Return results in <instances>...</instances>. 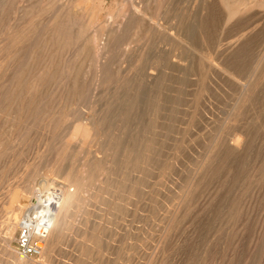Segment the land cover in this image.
I'll list each match as a JSON object with an SVG mask.
<instances>
[{
  "label": "rangeland",
  "instance_id": "obj_1",
  "mask_svg": "<svg viewBox=\"0 0 264 264\" xmlns=\"http://www.w3.org/2000/svg\"><path fill=\"white\" fill-rule=\"evenodd\" d=\"M194 1L0 0V264L14 201L77 175L83 209L24 264H264V40L230 65L246 86L202 84L174 62Z\"/></svg>",
  "mask_w": 264,
  "mask_h": 264
},
{
  "label": "bare ground",
  "instance_id": "obj_2",
  "mask_svg": "<svg viewBox=\"0 0 264 264\" xmlns=\"http://www.w3.org/2000/svg\"><path fill=\"white\" fill-rule=\"evenodd\" d=\"M196 1L198 3V0ZM196 1H194V3H196ZM131 2L132 0H129L130 4H132ZM158 3H159V0H158ZM194 3L193 5L194 6L196 5V6L195 7L193 6L194 7L193 11L197 7V4H194ZM159 7L161 8L162 5L161 6L159 5ZM158 13L156 14L157 17L159 16ZM181 14L179 13V15ZM192 14L194 13L192 12ZM192 14L191 15L187 14V15H190V17L187 18V22L185 21L186 18L183 21V18H182L184 17L182 16L183 14L180 16L182 19L181 20L179 19L177 21H179L178 30L180 31V33H182V35L186 39H188L187 41L191 40L190 48H188L187 46V48L185 47L184 49V47L182 46L184 53L186 52V54L188 53L190 55L195 56L197 58V61L194 62V65H190V62H187L186 64L184 63L181 64L182 62L180 63L179 61H184L185 59L179 55L174 56L175 58L176 57L179 58L178 61H176L177 59L174 61L178 63L177 64L179 66L178 68L182 70H188L192 68L194 70H197L199 74L202 76L201 77L202 84H205V83L211 84L212 81L211 80L209 81V78H212L214 75H217L219 73H223V75L225 73V74H228L230 79H232L235 83L236 82L241 83L242 86L243 85L246 86L248 82L243 83V81L242 82L239 81L240 78L236 79L239 76L237 73V69H235L234 67L236 66L238 67V65H240L246 60L251 61L253 58H255V52L257 51L256 49L259 43L262 40H264L263 39V36H264V0H200L194 16ZM129 17H130V23L134 24L133 22H134L135 16L133 15L132 8L129 10ZM157 17L154 16V18H157ZM151 20L153 21V18ZM188 23H190L189 26H188ZM151 24H153L152 27L150 26L152 29L156 28L158 32L162 34L167 33V31L163 28L161 24H157L156 22L155 23L151 22ZM173 26L176 27L175 25ZM184 26H186L187 29ZM131 29H133V25L130 26V31ZM183 43L185 42H182V44ZM263 46H264V43H263ZM184 53H179V54L183 56ZM262 53L263 54L260 55L261 59H259L260 62L264 61V52L262 51ZM230 65H236V66H233L232 68ZM250 69H251V66H250ZM194 70H192V72H194ZM149 79L147 80L149 81ZM154 79L155 78H153V80ZM211 86H213V84ZM68 175L71 176L72 172H71V175L70 173ZM75 176L73 177L75 178ZM77 176L78 178L76 179L71 177L72 179H74V182L76 183L77 192H71L65 186H61L58 189L56 186H53L50 182L46 181L45 183H43L41 187H39L43 191L44 195L45 193L48 194L47 196L45 195L46 197L44 199H42L43 196L37 197L34 203L30 202L29 204L28 202L27 208H24V206H22L21 200L23 199L22 198L23 196H20L17 199V201H14L16 203L15 204L16 206L15 208H13V210L11 209L12 211L10 210L11 215L9 216L7 225H6L8 233H7V236L5 237V242L8 246L7 251L9 253V256L13 259V261L15 260L16 262L20 264L21 263L24 264L23 262H25L26 260L24 258H21L17 254V252L13 251L12 249L10 250L9 246L15 240V234H16V231L19 230L20 228V222L22 221V219L26 217L32 218L33 216H35L37 220L39 221L42 220L47 223L48 239L45 244L44 251L40 257L44 258L47 262L52 261L51 259L54 256V249H55L56 243L59 240V238L63 235L67 219L68 218L70 219V217L68 216L72 215L73 213L72 210L78 207V205H79L78 208H80L81 205L79 203L83 204L82 200H85V198L83 199L81 197H83L85 194L83 193V188L86 185L84 186L85 182L83 183V178L81 177L82 175L80 176L77 175ZM66 179L68 180L69 178L66 177ZM72 179H70V181ZM39 188L37 187L38 190ZM80 209H83V208H80ZM70 212L72 213L69 215Z\"/></svg>",
  "mask_w": 264,
  "mask_h": 264
},
{
  "label": "built area",
  "instance_id": "obj_3",
  "mask_svg": "<svg viewBox=\"0 0 264 264\" xmlns=\"http://www.w3.org/2000/svg\"><path fill=\"white\" fill-rule=\"evenodd\" d=\"M48 239L47 223L35 216L20 222L17 238V254L24 259L38 258L44 251Z\"/></svg>",
  "mask_w": 264,
  "mask_h": 264
}]
</instances>
